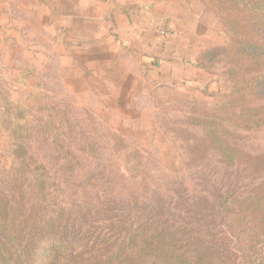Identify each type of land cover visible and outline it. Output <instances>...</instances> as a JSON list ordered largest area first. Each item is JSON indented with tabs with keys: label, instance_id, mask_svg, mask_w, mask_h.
Listing matches in <instances>:
<instances>
[{
	"label": "rangeland",
	"instance_id": "374dc122",
	"mask_svg": "<svg viewBox=\"0 0 264 264\" xmlns=\"http://www.w3.org/2000/svg\"><path fill=\"white\" fill-rule=\"evenodd\" d=\"M221 28L216 45L228 40ZM26 42L11 43L24 47L12 76L0 72V196L34 207L47 228L53 220L80 258H105L126 229L153 219L237 258L224 208L263 174L227 167L193 121L195 104L215 108L231 92L223 66L208 71L214 86L181 93L167 74L131 72L115 43L70 66L46 49L54 42ZM234 134L233 146L264 155V129Z\"/></svg>",
	"mask_w": 264,
	"mask_h": 264
},
{
	"label": "trees",
	"instance_id": "16d2710c",
	"mask_svg": "<svg viewBox=\"0 0 264 264\" xmlns=\"http://www.w3.org/2000/svg\"><path fill=\"white\" fill-rule=\"evenodd\" d=\"M203 1L228 40L204 51L197 66L211 71L222 65V78L232 90L218 107L195 104L199 108L193 121L227 167L263 174L248 194L233 197L224 208L237 258L197 242L181 224H161L157 219L126 229L105 258H80L75 254L78 247L61 238L53 220L47 228L34 207L26 210L1 195L0 264H264V155L231 143L236 131L264 129V0Z\"/></svg>",
	"mask_w": 264,
	"mask_h": 264
},
{
	"label": "crops",
	"instance_id": "0c3cea01",
	"mask_svg": "<svg viewBox=\"0 0 264 264\" xmlns=\"http://www.w3.org/2000/svg\"><path fill=\"white\" fill-rule=\"evenodd\" d=\"M221 29L203 0H0V72L12 76L15 49L24 53L11 43L54 42L46 49L71 58L70 66L115 43L131 72L167 74L173 90L199 91L215 82L197 58L223 42Z\"/></svg>",
	"mask_w": 264,
	"mask_h": 264
}]
</instances>
